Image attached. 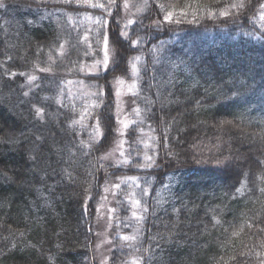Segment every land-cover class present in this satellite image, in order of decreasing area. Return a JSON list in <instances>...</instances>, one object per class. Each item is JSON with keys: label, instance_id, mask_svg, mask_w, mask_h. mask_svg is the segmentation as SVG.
I'll list each match as a JSON object with an SVG mask.
<instances>
[{"label": "trees", "instance_id": "trees-1", "mask_svg": "<svg viewBox=\"0 0 264 264\" xmlns=\"http://www.w3.org/2000/svg\"><path fill=\"white\" fill-rule=\"evenodd\" d=\"M245 2L239 16L210 18L209 10L218 13L233 0H148L138 15L145 27L136 22L131 38L145 37L143 50L168 38L167 30L157 31L153 24L157 16L164 17L159 5L188 11L189 21L195 12L196 19L171 23L168 29L178 34L177 42L158 57H147L148 71L141 72L139 103L157 137V168L138 173L153 182L150 213L134 246L112 252L117 264L137 257L142 264L264 261V30L259 21L264 0ZM4 3L0 264H93L89 223L109 174L99 162L109 138L105 133L83 155L80 141L85 138L73 127L69 108L52 101L60 83L74 75L67 71L72 62H82L86 45L65 19L47 16L72 5ZM117 17L108 16V23L119 27ZM109 31L110 25V45L125 64L135 52ZM61 45L63 57L58 56ZM49 65L51 72L38 70ZM30 74L37 80L27 89ZM222 122L231 123L224 127ZM209 144L215 166L198 165L194 148ZM167 182L168 192L156 199ZM241 182L247 185L242 195L236 192Z\"/></svg>", "mask_w": 264, "mask_h": 264}, {"label": "rangeland", "instance_id": "rangeland-1", "mask_svg": "<svg viewBox=\"0 0 264 264\" xmlns=\"http://www.w3.org/2000/svg\"><path fill=\"white\" fill-rule=\"evenodd\" d=\"M45 2H51L49 4H53V0H45ZM95 3L96 0H93ZM100 3H104L105 0H99ZM124 0H117L118 4H123ZM129 3V9L124 10L122 7L119 10V14L117 15V10H112V17L114 18L117 15V23L119 27H114L113 24L107 23L106 28L101 29V31L107 32L110 25V35L113 36L116 33L123 43V46H127L128 48L132 49L135 53L132 55L128 54L125 59V64L121 65L117 72L112 70V65L110 64V70L107 72L101 71L99 75H87L84 73H80L78 71H73L71 78L64 79L60 83V87L58 88V93L55 97L53 96V103L62 104L65 107H68L71 114L72 120L79 119L80 112L82 108L86 104H91L92 101L96 100V97H88L86 93L92 91L96 92L98 89L103 90V95L100 96V99L103 101L100 108L94 109L97 113H103L102 116V124H107L106 127L103 128L104 133H107L108 141L104 142L103 151L100 154V157L103 155L111 152V155L108 159H99L100 164L109 169V174L105 175V182H107L109 191L105 192V185L104 187L100 188V198L98 202V206L96 207L94 218L89 223V233L91 235L90 243L92 244V259L91 262L93 264H102L103 260H107L108 264H113L114 257H112V252H115L114 255L119 254L117 252L125 251L126 249H130V247L125 248L128 245L127 242L121 240V236H133L134 229L137 227V222L134 218H132V208L129 203L128 193L134 192L136 194L137 199L142 200V206L147 207L146 217L150 213V203L153 194V182L151 178L144 177L143 175H139L145 170H150L153 168H157L156 159H157V137L154 134V128L149 127L144 121L143 114L144 109H141V104L139 103L140 98V86H141V72L145 68L146 59L147 57L155 58L158 57L162 53V49L164 47L173 45L178 40V34L174 31H169V25L165 23L163 28L160 29L161 31H168V38L165 40L159 39L158 41L152 42L149 45L147 50H143L141 48L140 43L137 44L135 48L131 47L130 41L124 40L118 33L117 29H123L125 24L127 23L128 19H132L134 23L129 25L126 29L128 35L131 37L133 35L132 28L133 26H137L139 24L138 18L143 12H138L137 7L143 2V0H127ZM71 10H62L57 9L53 12H48L47 16H60L61 18L65 19L66 23L69 27L76 33H80V41L85 43L83 37L85 35L88 36V41L85 43L86 45V53L83 55L82 64L91 65L95 59L102 58L103 52L102 50H97L96 46V25L95 23L85 20V15L91 17H99L104 16L108 21V16L106 13L100 8H81L77 7L75 4L72 5ZM66 14H61V13ZM72 16V20L70 21L68 15ZM139 15V16H138ZM46 16V15H45ZM160 20L159 16L155 19ZM136 22L138 24L134 25ZM114 27V28H113ZM111 40V37H109ZM132 40L137 39L131 38ZM127 43V44H126ZM91 44L92 48L89 50L88 45ZM101 48H102V41H101ZM110 48L111 45H110ZM113 49V48H112ZM156 49V51H152ZM138 50V53H137ZM115 52V51H114ZM132 52V51H131ZM117 53V52H116ZM137 55H141L143 57L141 62L137 63V68L139 69L140 79L136 81L137 83V92L136 96H133L131 93H127L126 89L128 84L132 83V75L131 69L128 65V60L130 57H134ZM60 56V55H58ZM61 57V56H60ZM31 75V74H30ZM116 76H122L125 79L124 90L126 94H123L120 99V116L119 119L125 120L129 123V127L124 130V135H120L117 129H121L122 125L118 124L117 121V106L116 101L117 97L115 96V89L112 86L111 81ZM106 78V80H105ZM68 81H72V83H67ZM77 81H82L83 83H77ZM26 87L30 89L33 86L29 84L28 79H26ZM111 92V94H109ZM60 101V102H57ZM73 105L75 106V112L73 111ZM110 106V107H109ZM140 110V115L137 116L135 109ZM108 109V111H105ZM95 123L93 119H88L86 124L88 125L87 128H81L80 125H76L73 127H77L79 131L82 133L85 141H89V132L91 131V126ZM222 124V123H221ZM229 123H223V126H228ZM123 141L121 148H117V142ZM147 143L149 147L146 149L144 144ZM211 147L213 146H196L195 152H197L196 159L198 165H210L211 167L215 166L216 159L211 157L214 153H211ZM201 148V149H199ZM210 148V149H209ZM121 151L125 153L124 156H121ZM129 153L131 155L129 156ZM147 153L150 156L154 157L155 163L151 167H138L137 165L144 164L143 156ZM211 153V156H210ZM129 160L127 164H119L120 161ZM212 160V161H211ZM218 161V160H217ZM206 162V163H205ZM209 162V163H207ZM119 164V166H117ZM124 171V172H123ZM126 177H135L136 184L135 185H124L121 184V180ZM168 179V176H167ZM166 179V180H167ZM169 182L165 183L160 190H164L159 192L156 196L157 198H162L165 195V192H168V185ZM102 185V186H103ZM113 185H120V187L114 188ZM136 185H139L138 187ZM167 186V187H166ZM142 189L147 190V194L142 193ZM115 193V195H113ZM164 194V195H162ZM119 201V202H118ZM109 209H114L115 211L109 212ZM111 217V219H109ZM144 219V220H145ZM139 224V227L142 231L143 223ZM111 225V227H109ZM140 231V233H141ZM139 233V235H140ZM139 238V236H138ZM124 244L125 246L123 249L120 248V245ZM99 246V247H98ZM132 260L128 262L120 261V264H131ZM117 264V263H115Z\"/></svg>", "mask_w": 264, "mask_h": 264}, {"label": "snow or ice", "instance_id": "snow-or-ice-1", "mask_svg": "<svg viewBox=\"0 0 264 264\" xmlns=\"http://www.w3.org/2000/svg\"><path fill=\"white\" fill-rule=\"evenodd\" d=\"M54 3L57 4H62V5H68L71 6L73 4H75L77 7H81V8H86V7H90V8H100L102 9L107 16H112V10L116 9L117 10V15L119 14V10L122 7L124 10H128L129 9V3L127 2V0H124L123 4H118L117 0H105L104 3H100L99 0H96V2L94 3L93 0H53ZM250 2V0H249ZM7 5L4 3V0H0V9L5 8ZM148 0H143V2L137 7V11L138 12H143L146 8H148ZM161 11L164 13V17L163 20H156L153 21V24L155 25V29L158 31L160 29L163 28V25L165 23L167 24H171V23H181L182 21H187V22H194L196 19V13L192 12V20H188V11L181 9L179 12H177L175 9L169 10L167 8H165V6L163 4L159 5ZM247 7V4L245 2V0H233V3L228 6L223 8L222 10H220L218 13L214 12V11H208V16L210 18H215L217 16L223 18V17H228L230 15L233 16H239L243 13V11L245 10V8ZM260 15H259V21L261 29L264 30V4L260 5ZM61 14H66V13H61ZM69 20L71 21L73 18L70 14H67ZM85 20H89L93 23H95L96 27V46H97V50H102L103 52V56L102 58L99 59H95L94 62L91 65H85L80 63L79 61H74L72 62V64L74 65V67L67 69L68 72H73V71H78L80 73H84L87 75H99L101 73V71L107 72L110 70V64L112 65V70H119L120 64L118 63V60L120 62H123L124 57L122 55H119L117 53L114 52V49L110 48V42H109V36L107 34V32L101 31V29L106 28L107 26V19L104 16H99V17H91L88 15H85ZM116 23H119L118 21ZM134 23V21L132 19H128L127 23L125 24L124 28L120 30L119 35L121 37L124 38V40L130 41L131 47L135 48L137 46L138 43L143 42L144 39H146L145 37H140L139 35L137 36L136 40H132L131 37L128 35L127 32V28L129 25H132ZM139 27L140 29L144 28L145 25L143 24V21L141 20L139 23ZM83 40L85 43H87L88 41V36L85 35L83 37ZM101 41H102V48H101ZM89 50H91L92 45L89 44L88 45ZM152 51H156V49H153ZM87 54V53H86ZM59 55L61 57H63L65 55V50L63 45L60 46L59 48ZM143 59V57L141 55H137L134 57H130L128 60V65L131 69V75H132V83L128 84L126 92L127 93H131L133 96H136L138 94L137 92V83L136 81L138 79H140V75H139V69L137 68V63L141 62ZM49 60H52V54H49ZM55 61H53L54 63ZM156 61H154L155 63ZM39 71L42 72H51L52 68L51 65H49L48 67H44V68H38ZM144 71L147 72L148 68L145 67ZM13 75H15L13 73ZM28 82L29 84H32L34 81L37 80V76L35 75H28L27 76ZM67 83H72V81H68ZM77 83H83L82 81H77ZM113 88L115 89V96L117 97V101H116V106H117V123L122 125L121 129H117L118 133L122 136L124 135V130L127 129L129 127V123L126 122L125 120H121L119 119L120 116V97L125 93L124 90V85H125V79L122 76H116L114 77V79L111 81ZM39 86V85H36ZM151 83L149 82V87H151ZM28 93L26 92L25 95H27ZM111 94V92L109 93ZM86 95L88 97H96V100L92 101L91 104H86L81 112H80V117L79 119H73L72 120V125H80L81 128H87L88 125L86 124V121L88 119H93L95 121V123L91 126V131L89 132V141H80V148L82 150V154L83 155H88V151H83L84 149H91L93 145L99 144L101 142L102 139H105V133L103 131V128L107 126V124H102V116L103 113H97L94 111V109H98L100 108L101 104L103 103V101L100 99V96L103 95V90L102 89H98L96 92H88L86 93ZM147 99V98H146ZM60 102V101H57ZM199 103V102H198ZM110 107V106H109ZM73 111L75 112V106L73 105ZM105 111H108V109H105ZM136 115L139 116L140 115V110L137 108L135 109ZM36 115L38 117H40L41 119L43 118V114H42V110L40 108L36 109ZM223 123H231V122H222ZM221 125V126H222ZM166 135V134H165ZM39 139V137L37 138ZM124 142L123 141H118L117 142V148H121L122 144ZM144 147L147 149L149 147V145L147 143L144 144ZM121 156H124L125 153L123 151H121ZM111 155V152L103 155L102 157H100V159H108V157ZM131 155V153H129V156ZM143 160H144V164L140 165L138 164V167H151L154 163V157L148 155L147 153H145V155L143 156ZM129 163V160L125 159L123 161H120L119 164H127ZM218 163H222L219 162ZM264 163V162H262ZM119 164L117 166H119ZM262 179H264V177H262ZM121 184L124 185H135L136 184V178L135 177H126L124 179L121 180ZM137 187L139 185H136ZM112 187L114 188H119L120 185H113ZM247 185L244 182H241L240 187L236 188V192L239 194H243L244 191L246 190ZM109 188L107 185V182L105 183V192H108ZM261 191L264 192V188H261ZM142 193L143 194H147V190L146 189H142ZM113 195H115V193H113ZM128 197H129V203L131 205L132 208V218L135 219V221L137 222V227L134 229V235L133 236H121V240L124 242H127L129 246H134L133 242L138 240V236L139 233L141 231L139 224L143 222V220L145 219V215L147 213V207L146 206H142V200L141 199H137L136 198V194L134 192H130L128 193ZM119 202V201H118ZM159 203V201H157ZM115 211L114 209H109V212H113ZM109 219H111V217H109ZM217 223H219V221H217ZM109 227H111V225H109ZM249 227H251V225H249ZM234 235H236V233H234ZM125 245L121 244L120 248L123 249ZM99 247V246H98ZM138 251V249H137ZM149 259H151V257H149ZM232 259H235V257H232ZM102 264H108L107 260H103ZM113 264H115V260H113ZM131 264H142V261L137 257L135 259L132 260ZM225 264H228L227 261H225ZM261 264H264V261L261 262Z\"/></svg>", "mask_w": 264, "mask_h": 264}]
</instances>
